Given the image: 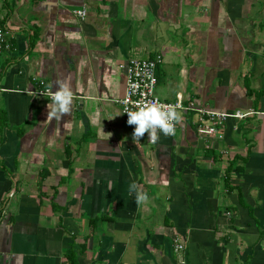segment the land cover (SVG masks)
<instances>
[{
  "label": "crops",
  "instance_id": "obj_1",
  "mask_svg": "<svg viewBox=\"0 0 264 264\" xmlns=\"http://www.w3.org/2000/svg\"><path fill=\"white\" fill-rule=\"evenodd\" d=\"M0 27V264H264V0H0ZM156 55L159 99L252 113L134 142L123 66ZM68 77L46 121L35 78Z\"/></svg>",
  "mask_w": 264,
  "mask_h": 264
},
{
  "label": "built area",
  "instance_id": "obj_2",
  "mask_svg": "<svg viewBox=\"0 0 264 264\" xmlns=\"http://www.w3.org/2000/svg\"><path fill=\"white\" fill-rule=\"evenodd\" d=\"M76 14L83 18L85 16V10H76ZM11 48V43L6 39L5 31L3 27H0V54L8 51ZM162 60L161 55H156L154 58H130L123 66L125 71V92L123 98L119 101L121 105L122 114L128 119L127 114L124 113V109L127 107L133 111L137 109V106L144 102L156 101L159 104L164 105H176L179 104L177 112L180 111H192L196 115L195 126L196 133L202 141L207 140H223L224 139V126L229 118L244 119L252 112H224L216 111L206 107H197L194 102H188L184 104L181 99H177L174 102H167L159 99L155 94V87L157 84L156 67ZM37 88L32 92L35 96L47 97L44 95L48 86L44 80L35 78ZM50 99V98H49ZM127 101V103H125ZM239 113V115H237ZM177 130V125L175 133ZM163 134V133H160ZM164 135V134H163ZM173 136V135H170ZM206 146L207 143H206ZM12 196V194H9ZM175 251H181L184 249V245L177 242L175 245Z\"/></svg>",
  "mask_w": 264,
  "mask_h": 264
},
{
  "label": "clouds",
  "instance_id": "obj_3",
  "mask_svg": "<svg viewBox=\"0 0 264 264\" xmlns=\"http://www.w3.org/2000/svg\"><path fill=\"white\" fill-rule=\"evenodd\" d=\"M44 95L50 98V102L47 104L46 121L56 120L59 122L64 116L70 115L74 99L70 77L58 79L55 91H52V85H49ZM178 95L180 94L178 93ZM177 108H179V104L164 105L156 101L144 102L142 106L138 105L135 111L126 107L124 113L128 117L127 124L134 126L132 133L134 142L140 141L146 133L148 141L153 144L158 142L159 133H163L165 136L175 135L176 125L183 122ZM54 131L58 134V130ZM129 192L136 194L137 205H142L149 199L147 193L135 181L129 185Z\"/></svg>",
  "mask_w": 264,
  "mask_h": 264
},
{
  "label": "trees",
  "instance_id": "obj_4",
  "mask_svg": "<svg viewBox=\"0 0 264 264\" xmlns=\"http://www.w3.org/2000/svg\"><path fill=\"white\" fill-rule=\"evenodd\" d=\"M71 255H72V254H70V255L68 256V258H71Z\"/></svg>",
  "mask_w": 264,
  "mask_h": 264
},
{
  "label": "rangeland",
  "instance_id": "obj_5",
  "mask_svg": "<svg viewBox=\"0 0 264 264\" xmlns=\"http://www.w3.org/2000/svg\"><path fill=\"white\" fill-rule=\"evenodd\" d=\"M156 94V93H155Z\"/></svg>",
  "mask_w": 264,
  "mask_h": 264
}]
</instances>
